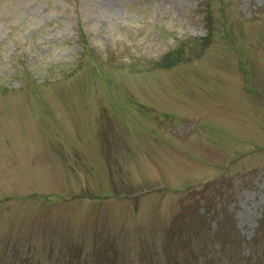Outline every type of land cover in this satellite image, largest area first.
I'll list each match as a JSON object with an SVG mask.
<instances>
[{
    "label": "rangeland",
    "instance_id": "obj_1",
    "mask_svg": "<svg viewBox=\"0 0 264 264\" xmlns=\"http://www.w3.org/2000/svg\"><path fill=\"white\" fill-rule=\"evenodd\" d=\"M0 264H264V0H0Z\"/></svg>",
    "mask_w": 264,
    "mask_h": 264
},
{
    "label": "trees",
    "instance_id": "obj_2",
    "mask_svg": "<svg viewBox=\"0 0 264 264\" xmlns=\"http://www.w3.org/2000/svg\"><path fill=\"white\" fill-rule=\"evenodd\" d=\"M176 59H178V51H171L165 54L161 59L157 60L155 63L157 67L160 65H169L177 61Z\"/></svg>",
    "mask_w": 264,
    "mask_h": 264
}]
</instances>
